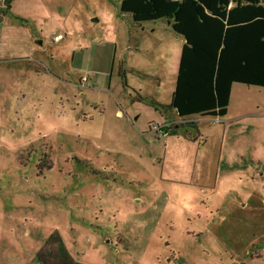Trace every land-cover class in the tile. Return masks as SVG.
Segmentation results:
<instances>
[{
  "label": "rangeland",
  "instance_id": "374dc122",
  "mask_svg": "<svg viewBox=\"0 0 264 264\" xmlns=\"http://www.w3.org/2000/svg\"><path fill=\"white\" fill-rule=\"evenodd\" d=\"M2 3L0 264H264V87L230 104L262 115L160 138L151 97L169 102L183 45L165 18Z\"/></svg>",
  "mask_w": 264,
  "mask_h": 264
},
{
  "label": "trees",
  "instance_id": "16d2710c",
  "mask_svg": "<svg viewBox=\"0 0 264 264\" xmlns=\"http://www.w3.org/2000/svg\"><path fill=\"white\" fill-rule=\"evenodd\" d=\"M120 8L134 23L165 18L183 38L174 89L160 108L223 116L232 83L264 87V0H121Z\"/></svg>",
  "mask_w": 264,
  "mask_h": 264
},
{
  "label": "crops",
  "instance_id": "0c3cea01",
  "mask_svg": "<svg viewBox=\"0 0 264 264\" xmlns=\"http://www.w3.org/2000/svg\"><path fill=\"white\" fill-rule=\"evenodd\" d=\"M2 6H3V3H2V0H0V11L3 9ZM167 23L170 25V21H167ZM236 84H238V83L234 82L231 84L230 93H229V101H228V105L226 108V113L223 116H215L213 118L214 122H218V124H221L222 121H224V120H222V121L220 120V118H222V117L225 119V121L229 120V121L235 122V121H244V119L249 118V117H257L259 115H262L261 113H259L257 102L253 103V102H251V100H248V99L243 100L238 105V107L236 109H234V110L231 109V107H230L231 97H232L233 88H234V86H236ZM245 86H248V87H245L246 89H244V87H239V85H237V87H235L234 89H236L239 93L246 94V92H248L250 90V89H248L249 86H252V85H245ZM246 96H249V94H246ZM151 101H153V103L155 105L156 104L158 105L157 111H159V113L162 115V117H159L156 120L158 122V124H163L165 122H174L173 129H178L180 127H183L186 124L193 122L194 123L193 126L195 127V130H196V134L197 135L201 134L199 127H198V123L200 122V120L203 119V115L198 114L200 116L199 118H191V120H188V119H185V117H180L174 109H170L167 107L166 108H160L159 105L166 106L169 102L162 103V102H159V100H157L154 97H151ZM118 113H120V110H117V114ZM204 117H207V116H204ZM211 117H213V116H211ZM215 118H219V121H215ZM205 120L209 121V119H207V118ZM152 122H155V121H152ZM148 126H149V124H148ZM215 126H217V125H215ZM169 136L170 135L168 134V136L164 137V138H168ZM171 138H173V137H171ZM166 144H167V142H166ZM164 152L166 153L167 149Z\"/></svg>",
  "mask_w": 264,
  "mask_h": 264
},
{
  "label": "built area",
  "instance_id": "2783aa9c",
  "mask_svg": "<svg viewBox=\"0 0 264 264\" xmlns=\"http://www.w3.org/2000/svg\"><path fill=\"white\" fill-rule=\"evenodd\" d=\"M61 37L60 34L54 37V40H57ZM215 121H219V118H215ZM174 122H165L163 124L153 123L152 126L154 128L155 133L158 137L164 138L167 137L169 132L173 129Z\"/></svg>",
  "mask_w": 264,
  "mask_h": 264
}]
</instances>
